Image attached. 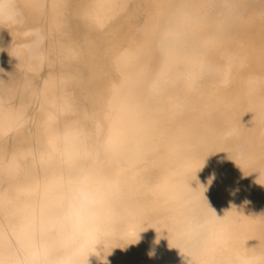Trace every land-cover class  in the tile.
<instances>
[{"label": "bare ground", "instance_id": "6f19581e", "mask_svg": "<svg viewBox=\"0 0 264 264\" xmlns=\"http://www.w3.org/2000/svg\"><path fill=\"white\" fill-rule=\"evenodd\" d=\"M0 25L26 78L0 87V264L264 249V0H45L40 23L0 0Z\"/></svg>", "mask_w": 264, "mask_h": 264}, {"label": "water", "instance_id": "95a60500", "mask_svg": "<svg viewBox=\"0 0 264 264\" xmlns=\"http://www.w3.org/2000/svg\"><path fill=\"white\" fill-rule=\"evenodd\" d=\"M21 9L30 23L45 20V0H18ZM9 27L0 25V87L11 92L21 91L26 78L12 63L9 56Z\"/></svg>", "mask_w": 264, "mask_h": 264}, {"label": "clouds", "instance_id": "9594fccd", "mask_svg": "<svg viewBox=\"0 0 264 264\" xmlns=\"http://www.w3.org/2000/svg\"><path fill=\"white\" fill-rule=\"evenodd\" d=\"M211 182V181H209ZM149 255H153L149 252ZM234 264H264V249L247 248V251L238 252L234 257Z\"/></svg>", "mask_w": 264, "mask_h": 264}]
</instances>
